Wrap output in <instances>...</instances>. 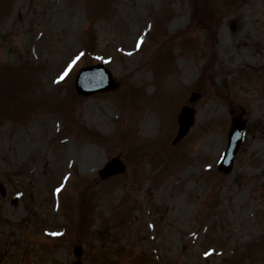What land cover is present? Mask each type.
Masks as SVG:
<instances>
[{"label":"rangeland","instance_id":"obj_1","mask_svg":"<svg viewBox=\"0 0 264 264\" xmlns=\"http://www.w3.org/2000/svg\"><path fill=\"white\" fill-rule=\"evenodd\" d=\"M77 261L264 264V0H0V264Z\"/></svg>","mask_w":264,"mask_h":264},{"label":"water","instance_id":"obj_2","mask_svg":"<svg viewBox=\"0 0 264 264\" xmlns=\"http://www.w3.org/2000/svg\"><path fill=\"white\" fill-rule=\"evenodd\" d=\"M117 83L114 82L110 71L104 67L102 64H98L96 66H90L83 68L76 80V87L79 92L83 94H90L92 92L115 89L117 87ZM196 96L194 95L192 100H194ZM194 114L195 111L193 108L189 106H185L182 109L180 114V128L179 132L174 140V142H178L182 139L190 127L194 122ZM245 132V122L241 121L240 118L235 117L233 119L232 127L229 134V145L228 149L225 152L221 164L220 169L229 172L235 160V156L237 151L240 148L241 142L244 137ZM124 169V165L121 160L118 158L113 159L108 163V165L100 171L102 178H106L107 176L117 172L122 171ZM75 264H82L81 262H77Z\"/></svg>","mask_w":264,"mask_h":264},{"label":"bare ground","instance_id":"obj_3","mask_svg":"<svg viewBox=\"0 0 264 264\" xmlns=\"http://www.w3.org/2000/svg\"><path fill=\"white\" fill-rule=\"evenodd\" d=\"M239 25H242V22H241L240 20L238 21V26H239ZM239 27H240V26H239Z\"/></svg>","mask_w":264,"mask_h":264}]
</instances>
